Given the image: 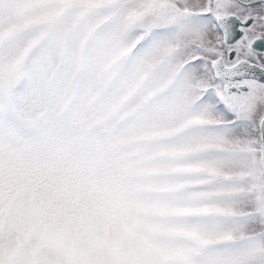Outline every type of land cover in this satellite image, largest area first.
I'll use <instances>...</instances> for the list:
<instances>
[{
    "label": "snow or ice",
    "instance_id": "snow-or-ice-1",
    "mask_svg": "<svg viewBox=\"0 0 264 264\" xmlns=\"http://www.w3.org/2000/svg\"><path fill=\"white\" fill-rule=\"evenodd\" d=\"M0 264H264V0H0Z\"/></svg>",
    "mask_w": 264,
    "mask_h": 264
}]
</instances>
